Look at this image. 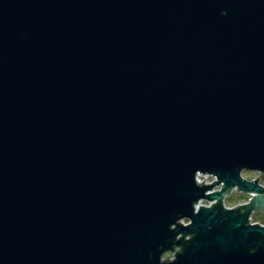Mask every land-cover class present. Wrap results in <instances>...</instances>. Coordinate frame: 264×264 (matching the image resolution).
Masks as SVG:
<instances>
[{"label":"water","instance_id":"1","mask_svg":"<svg viewBox=\"0 0 264 264\" xmlns=\"http://www.w3.org/2000/svg\"><path fill=\"white\" fill-rule=\"evenodd\" d=\"M243 170L264 173V0H0V264H264Z\"/></svg>","mask_w":264,"mask_h":264},{"label":"built area","instance_id":"2","mask_svg":"<svg viewBox=\"0 0 264 264\" xmlns=\"http://www.w3.org/2000/svg\"><path fill=\"white\" fill-rule=\"evenodd\" d=\"M203 177H206V178H203ZM202 178H203V180H202ZM194 179H195L196 183H199V182L202 180V182H203L204 184H206V183H210L212 180H216V175H215V174H211V173H209V172H202V173H201V171H196V172H195V175H194ZM221 184H222V181H218L216 184H213L209 189L205 190V193H208V192H211V191H214V190H219ZM236 187H237L236 185H233V186L229 187L228 192H223V194H222V196H221V203H222V205H223L224 207H226V208H231V207H234V206L240 205V204H242V203H245V202L248 200V198H249L250 195H249L248 193H246V194H247V196H246L247 199H245V200L242 199V201H236V202L233 203V204H228V203H227V197H228L229 195H232V194H238V193L242 192V191H240L239 189L236 190ZM215 200H216V198H211V199H207V198H205V197L198 198V199L193 203V209H194V211H196V210L198 209V206H205V207H208V206H210L211 203H214ZM252 213H254V212H252ZM252 213L248 216V221H249L250 223L258 222V223L263 224V222L254 221V220L252 219ZM178 221H179L180 223H182V224H186V223L189 222V220L186 219V218H180ZM178 248H179V246L174 245L172 249L177 250ZM173 253H174V250H171V252H170V250L168 249V250H166V251H164V252L162 253V255H161V259H165V256H166L168 259H171V258H173V255H172ZM166 254H167V255H166Z\"/></svg>","mask_w":264,"mask_h":264},{"label":"rangeland","instance_id":"3","mask_svg":"<svg viewBox=\"0 0 264 264\" xmlns=\"http://www.w3.org/2000/svg\"><path fill=\"white\" fill-rule=\"evenodd\" d=\"M242 176L247 178V179H254L257 177L259 180L260 184L264 185V173L260 172H255L251 170H243L242 171ZM247 194L245 192H240L238 194H232L227 197V203L228 204H233L236 201H242V199H247L246 198ZM252 219L254 221H259L264 223V207L258 209L256 212L252 213Z\"/></svg>","mask_w":264,"mask_h":264}]
</instances>
